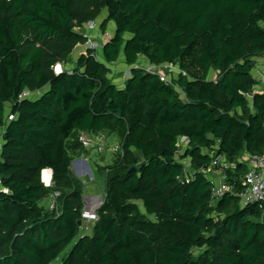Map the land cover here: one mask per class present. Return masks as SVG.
Masks as SVG:
<instances>
[{"label": "trees", "instance_id": "trees-1", "mask_svg": "<svg viewBox=\"0 0 264 264\" xmlns=\"http://www.w3.org/2000/svg\"><path fill=\"white\" fill-rule=\"evenodd\" d=\"M104 11L115 23L104 61L177 62L185 99L142 68L118 85L93 49L56 71L86 41L76 28ZM253 57H264V0H0V264H51L78 237L84 184L72 157L86 148L82 132L102 131L124 153L106 167L93 235L61 264H264L263 212L237 195L248 170L239 158L264 153V91L248 99ZM214 154L235 163L225 169L234 192L215 200ZM54 190L51 210L41 203Z\"/></svg>", "mask_w": 264, "mask_h": 264}, {"label": "rangeland", "instance_id": "rangeland-1", "mask_svg": "<svg viewBox=\"0 0 264 264\" xmlns=\"http://www.w3.org/2000/svg\"><path fill=\"white\" fill-rule=\"evenodd\" d=\"M107 13L104 11L102 14H100L95 20L90 22L85 23L83 26L76 28L79 32H81L85 37L86 41L83 44H79L72 52L71 58L67 64H58L55 69L57 72L63 70V68L68 67L72 68L73 63L76 62V60L79 58V56L83 53H86L88 49H93L95 55L104 61L103 58V52L102 48L106 40L108 38L113 37L115 33V23L112 21H107L106 19ZM105 22V23H104ZM105 24V26H103ZM93 46V47H91ZM145 59H139L137 65L142 66L143 68L148 67L151 65L149 62L144 61ZM105 62V61H104ZM110 70L109 72V77L116 82L118 85L123 86L124 80L127 75L130 74V72L133 69V66L128 65L125 62V57L123 52L121 53L120 57L118 58L117 61L108 63L105 62ZM166 66H169L167 64H164ZM163 65V67H164ZM170 67V66H169ZM169 67H164V70L168 72L170 78L176 82V80L179 77V74L182 72L181 68L179 66V63L174 62L172 71L169 70ZM252 77L255 81V85L253 90L248 94V99L251 101L252 99V94L256 91H264V57H253L252 58V70H251ZM217 76L216 72L212 71L210 73V78L215 79ZM177 91L181 94L182 98L185 99V94L183 90L175 84L173 86ZM42 92H39L37 94H34L33 97H37L41 94ZM1 128V127H0ZM107 141V140H106ZM3 142V140H2ZM107 147H113V146H121L122 145V140L117 134H110V138L108 139V143L106 142ZM108 148L105 150L103 153L98 152L97 150L92 151V153L99 158V156L104 157L103 159L99 158L98 161L102 162V164H107V165H113L116 160H117V154L112 152V150ZM185 149L186 145L183 143L182 147H180V153L177 158H181L183 154H185ZM182 161L186 164V171L187 173H193L194 168L192 166V158L190 156L188 157H183ZM101 160V161H100ZM143 158L140 157V162H143ZM96 168H93L91 164V170L95 171ZM213 170H211V173L213 175ZM86 182L89 181V184L82 185V192H83V197L89 196V195H97V196H104L105 198V186L98 183L97 181H90V175L86 174L85 178L83 179ZM94 222H82L81 228H80V233L78 237L71 243L69 244L58 256L56 260H54L51 264H61L63 260L69 255L70 251L73 248V245L75 242L79 239V237L84 236V235H89L92 236L94 233Z\"/></svg>", "mask_w": 264, "mask_h": 264}, {"label": "built area", "instance_id": "built-area-1", "mask_svg": "<svg viewBox=\"0 0 264 264\" xmlns=\"http://www.w3.org/2000/svg\"><path fill=\"white\" fill-rule=\"evenodd\" d=\"M91 23V21H90ZM93 47V46H91ZM149 65L146 68H143L140 65H133V68H142L146 70L147 72L157 74L160 79L167 84H170L174 86L176 83L170 78L168 72L164 70V67H169V70L172 71L173 62H166L162 64H152ZM164 64H167L169 66H166ZM164 65V67H163ZM172 66V67H171ZM132 75V71L129 75L126 76L125 80ZM124 80V81H125ZM32 93L28 90L24 91L21 94V98L31 96ZM15 116L13 114L8 115V119L12 120ZM3 135V134H2ZM2 135L0 136V148L2 145ZM79 141L87 148H90L92 151L97 150L98 152L103 153L105 150H107L110 147H107L105 136L103 135H95V136H89L87 133L82 132L79 135ZM186 145V149L189 147V139L187 137H180L178 139V153L177 157L180 153V147H182V144ZM112 152L118 154L124 153L123 147L121 146H113L110 148ZM185 149V150H186ZM213 162L211 166L206 170V173L210 177V179L213 180L214 188H213V200L224 196L228 192H234L235 186L231 185L227 182V176L225 169L233 166L235 167V163L229 162L225 156L223 155H213ZM181 161L183 159L179 158ZM241 161L245 162L247 165V172L244 174L242 178V182L246 186L244 190L237 193V195L240 198V203L242 206H247L251 203H258L259 208L263 212L264 216V153L262 154H252L248 153L244 155L243 157L239 158ZM183 162V161H182ZM183 164L186 166V164L183 162ZM211 170H213V175L211 173ZM189 175H192L193 173H188ZM94 177L91 175V180ZM189 179V178H188ZM187 179V181H188ZM83 183H86L84 181ZM46 186L53 187V182H46ZM0 189L2 188L1 185V179H0ZM6 190V189H4ZM60 192L58 190H54L46 199H47V205L49 209L56 210L58 207V197L60 196ZM84 201V208L82 210V222H96L99 219V209L102 206L104 202V196H97V195H89L83 197Z\"/></svg>", "mask_w": 264, "mask_h": 264}, {"label": "crops", "instance_id": "crops-1", "mask_svg": "<svg viewBox=\"0 0 264 264\" xmlns=\"http://www.w3.org/2000/svg\"><path fill=\"white\" fill-rule=\"evenodd\" d=\"M112 38V37H111ZM111 38H108V40L105 41V43L107 41H109ZM104 43V44H105ZM139 59H145L144 61H147L150 63V61H148L144 56H140ZM3 126H1L0 128V136L3 134ZM89 136H95L91 133H87ZM110 134L107 131H102V133L98 134V135H103L105 136V139L107 140L106 142L108 143V139L110 138ZM1 149V148H0ZM0 154H1V150H0ZM99 158L103 159L104 161V157L99 156ZM98 157H96L93 153L92 150L90 148H82L81 151H74V156L72 157V164H71V174L73 177H75L76 179H78L81 182H84L85 180H83L86 176V174L91 175L94 177L92 180L90 179V181H94V182H98L102 185L105 186V196H106V188H107V181H108V174H107V170L106 167L109 166L107 164H102V162H99ZM101 161V160H100ZM91 164L93 166V168H96L95 171L91 170ZM49 171L47 172L50 175V180L47 181L44 177V171ZM53 178V171L50 168H46L42 171L41 173V179L44 183H48V182H53L52 181ZM85 184H89V181H87ZM47 199H45L44 201H42V205L47 204Z\"/></svg>", "mask_w": 264, "mask_h": 264}, {"label": "bare ground", "instance_id": "bare-ground-1", "mask_svg": "<svg viewBox=\"0 0 264 264\" xmlns=\"http://www.w3.org/2000/svg\"><path fill=\"white\" fill-rule=\"evenodd\" d=\"M47 172H49V171H46V170L44 171V177H45V179L47 181H49L50 180V175Z\"/></svg>", "mask_w": 264, "mask_h": 264}, {"label": "water", "instance_id": "water-1", "mask_svg": "<svg viewBox=\"0 0 264 264\" xmlns=\"http://www.w3.org/2000/svg\"><path fill=\"white\" fill-rule=\"evenodd\" d=\"M137 170V167H132L129 171L131 172V171H136ZM79 224L81 225L82 224V220H80L79 221Z\"/></svg>", "mask_w": 264, "mask_h": 264}, {"label": "clouds", "instance_id": "clouds-1", "mask_svg": "<svg viewBox=\"0 0 264 264\" xmlns=\"http://www.w3.org/2000/svg\"><path fill=\"white\" fill-rule=\"evenodd\" d=\"M60 72V71H59Z\"/></svg>", "mask_w": 264, "mask_h": 264}]
</instances>
